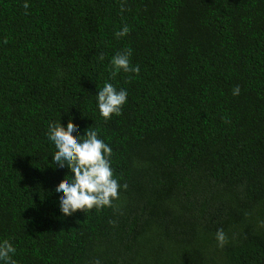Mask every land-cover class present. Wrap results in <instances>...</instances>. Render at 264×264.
I'll use <instances>...</instances> for the list:
<instances>
[{"label":"trees","instance_id":"1","mask_svg":"<svg viewBox=\"0 0 264 264\" xmlns=\"http://www.w3.org/2000/svg\"><path fill=\"white\" fill-rule=\"evenodd\" d=\"M69 122L111 149V207L59 211ZM2 240L16 264H264V0H0Z\"/></svg>","mask_w":264,"mask_h":264},{"label":"clouds","instance_id":"2","mask_svg":"<svg viewBox=\"0 0 264 264\" xmlns=\"http://www.w3.org/2000/svg\"><path fill=\"white\" fill-rule=\"evenodd\" d=\"M28 8V3H24ZM129 32L127 26L115 33L121 37ZM130 50L118 52L110 61L113 74L119 71L138 72V66L130 67ZM103 59V56L100 57ZM233 95L239 94V88L233 89ZM96 107L105 120L112 115H119L126 102L127 92L117 90L111 83L105 82L98 89ZM47 138L54 148L51 156V165L60 171L70 174L65 181L55 188V195L59 198V211L64 216H71L77 210L84 212L95 208L111 207L113 200L118 198V189L127 185L118 184L110 166L111 149L101 139L91 126L81 135L73 124L69 122L66 127L60 124H49ZM225 234L218 230L215 240L219 247L225 243ZM15 248L7 240L0 241V264H16L12 255Z\"/></svg>","mask_w":264,"mask_h":264}]
</instances>
